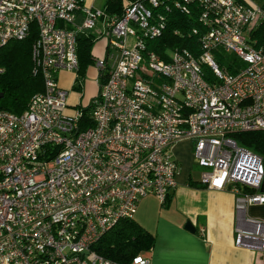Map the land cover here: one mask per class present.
Listing matches in <instances>:
<instances>
[{
	"label": "built area",
	"instance_id": "obj_1",
	"mask_svg": "<svg viewBox=\"0 0 264 264\" xmlns=\"http://www.w3.org/2000/svg\"><path fill=\"white\" fill-rule=\"evenodd\" d=\"M161 7L197 10L198 54L176 47L166 60L147 49L165 28ZM261 20L264 8L238 0H136L119 15L80 0H0V47L35 23L31 56L43 80L23 112L0 109V264H121L93 246L133 217L140 198L166 200L179 170L171 149L182 139L203 168L200 181L235 196L234 244L264 255V219L248 214L264 205V155L232 137L264 130V48L250 38ZM99 23L108 51L94 60L89 117L85 106L67 113L57 74L77 72L76 37ZM215 50L243 66L225 71Z\"/></svg>",
	"mask_w": 264,
	"mask_h": 264
},
{
	"label": "crops",
	"instance_id": "obj_2",
	"mask_svg": "<svg viewBox=\"0 0 264 264\" xmlns=\"http://www.w3.org/2000/svg\"><path fill=\"white\" fill-rule=\"evenodd\" d=\"M82 1L85 6L104 8L107 0H100L98 4L94 0ZM241 2L250 6L264 4V0ZM81 19L79 12L78 21ZM102 30L99 23L91 32L95 38L94 58L103 57L108 51V40L100 34ZM91 70L96 73L95 82L98 84L94 63L88 66L86 74ZM57 80L67 90V113H72L76 106L88 105L81 99L82 82L79 84L76 72L60 71ZM73 90L81 91L80 96ZM171 150L179 166L176 186L164 202L151 194L140 198L133 214L136 223L153 236L150 249L139 255L148 259L149 264H264V255L234 244L235 196L228 189H210L200 181L203 168L194 160L191 141L182 139ZM251 207L252 210L254 207L261 209L264 205L250 206L248 214L253 216L249 213ZM187 222L193 231L186 228Z\"/></svg>",
	"mask_w": 264,
	"mask_h": 264
},
{
	"label": "trees",
	"instance_id": "obj_3",
	"mask_svg": "<svg viewBox=\"0 0 264 264\" xmlns=\"http://www.w3.org/2000/svg\"><path fill=\"white\" fill-rule=\"evenodd\" d=\"M136 0H107L104 10L110 14H121L124 7ZM241 2V0H238ZM83 4V1L80 0ZM264 8V4L261 6ZM165 16V28L159 38L147 41V49L155 51L164 59H168L164 54L165 50L179 48L187 49L194 54H198V35L193 34V28L202 31L201 25L197 22V10L192 9L191 14H186L178 9L171 8L165 11L163 7L157 9ZM37 36L35 23L31 24L30 32L24 39H13L0 47V109H5L13 113L23 112L30 97L43 89V80L39 73H34V63L31 58L32 44ZM251 43L256 48H264V20L255 25L251 31ZM92 33H80L76 37L77 57L79 67L77 79L82 82L88 66L94 63L92 47L94 44ZM213 56L219 66L227 72L233 73L243 66V61L233 53L215 50ZM205 78L213 79V73L207 66H203ZM85 117L90 111L89 105L85 106ZM85 125L90 124L89 118L85 119ZM234 140L254 151L259 155H264V130L260 131H239L232 134ZM153 243V236L144 230L132 218L122 219L110 230L102 235L95 243L93 249L104 257L121 264H128L132 258L143 251L150 249Z\"/></svg>",
	"mask_w": 264,
	"mask_h": 264
},
{
	"label": "rangeland",
	"instance_id": "obj_4",
	"mask_svg": "<svg viewBox=\"0 0 264 264\" xmlns=\"http://www.w3.org/2000/svg\"><path fill=\"white\" fill-rule=\"evenodd\" d=\"M100 0H94V3H99ZM32 58V56H31ZM33 62V60H32ZM96 73L94 72V70L89 71L87 74H85L83 80H82V93H83V97L81 98L83 101H85L86 103H90L92 100V96L94 94H96V92L98 91V84L95 82V75ZM72 92V91H71ZM76 92L78 96H80V92L81 91H76L73 90V93ZM92 94V96L88 97V95ZM83 104V103H82ZM255 209L252 210V207L250 208V214L252 213L253 216L252 217H258L261 219H264L262 217H264V208L260 207H254Z\"/></svg>",
	"mask_w": 264,
	"mask_h": 264
},
{
	"label": "water",
	"instance_id": "obj_5",
	"mask_svg": "<svg viewBox=\"0 0 264 264\" xmlns=\"http://www.w3.org/2000/svg\"><path fill=\"white\" fill-rule=\"evenodd\" d=\"M2 94H0L1 96ZM186 228H188L189 230L193 231L194 229L192 228V225L190 223H186Z\"/></svg>",
	"mask_w": 264,
	"mask_h": 264
}]
</instances>
